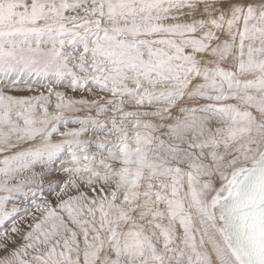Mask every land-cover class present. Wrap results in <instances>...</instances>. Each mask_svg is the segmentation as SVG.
Listing matches in <instances>:
<instances>
[{
  "label": "snow or ice",
  "instance_id": "6c2138e0",
  "mask_svg": "<svg viewBox=\"0 0 264 264\" xmlns=\"http://www.w3.org/2000/svg\"><path fill=\"white\" fill-rule=\"evenodd\" d=\"M0 264H264V0H0Z\"/></svg>",
  "mask_w": 264,
  "mask_h": 264
}]
</instances>
